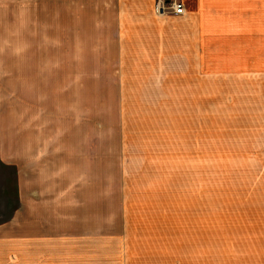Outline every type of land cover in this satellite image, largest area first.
<instances>
[{
  "label": "rangeland",
  "instance_id": "374dc122",
  "mask_svg": "<svg viewBox=\"0 0 264 264\" xmlns=\"http://www.w3.org/2000/svg\"><path fill=\"white\" fill-rule=\"evenodd\" d=\"M77 10L64 0H38V31L52 32L54 52L63 48L70 68L53 71L60 85L4 88L0 99V222L18 204L19 175L33 180L25 189L54 187L64 196L68 172L69 181L81 180L76 205L99 210L118 258L190 264L191 255L236 254L238 235L264 238V196L243 180L250 173L238 163L235 98L222 99L232 86L205 39L196 54H174L172 42L142 44L138 16L124 30L111 15L101 40L111 53L87 64L78 56ZM85 66L100 68L85 79L94 86L72 81Z\"/></svg>",
  "mask_w": 264,
  "mask_h": 264
},
{
  "label": "crops",
  "instance_id": "0c3cea01",
  "mask_svg": "<svg viewBox=\"0 0 264 264\" xmlns=\"http://www.w3.org/2000/svg\"><path fill=\"white\" fill-rule=\"evenodd\" d=\"M164 1L172 0H64L65 3H75L78 6L75 18L78 24L77 38L83 40L77 43L79 61L96 64L100 58H94L95 56L111 53L110 50L101 49L104 47L102 36H106L105 32L110 30L106 18L111 15L117 16L118 22L124 24V30L125 24L133 21L134 16H138L142 26V44L159 46L172 42L176 49L174 54H196L197 40L204 38L208 54L217 55L222 81L227 80L232 86L230 94L222 95V99L225 101L235 98L238 163L240 168H246L250 173L243 180L252 183L255 189L260 190L258 196L263 197L264 0H177L186 6V14L170 13L159 16L156 7ZM42 15H45L43 10ZM68 15L72 16V13ZM150 20L163 29L157 33L152 31ZM51 34V31H38V0H0L2 101L5 97L4 88L60 85L59 82H53V71H58L60 75L61 71L70 68H64L63 48L54 52ZM113 37L109 38L113 40ZM127 37L125 32L124 38ZM54 53L59 63L56 66ZM98 70L100 68L94 66L82 67L79 71L84 72L77 78H72V81H84L80 85L94 86V83L85 79L93 80ZM1 150L6 154L5 144H2ZM3 158L5 159L4 155ZM17 159L14 157L12 163L15 164ZM68 176L67 172L64 175V196L54 187L38 189L29 186L25 189L24 183L33 180L18 176V204L12 217L0 222V264L162 262L151 261L148 257L131 253L122 254L123 256L118 258V250H112V242L116 240L112 239L110 232L105 234L106 237L102 235L99 210L95 211L91 206L76 205L81 188L79 176L73 181H69ZM34 182L40 181L34 179ZM37 195L42 198L50 197L52 204L39 203L37 198L40 196ZM54 195L64 199V206L56 204L54 200L57 198ZM236 242V254L191 255L188 262L264 264V238H241L238 235ZM174 262L181 264L179 260Z\"/></svg>",
  "mask_w": 264,
  "mask_h": 264
},
{
  "label": "built area",
  "instance_id": "2783aa9c",
  "mask_svg": "<svg viewBox=\"0 0 264 264\" xmlns=\"http://www.w3.org/2000/svg\"><path fill=\"white\" fill-rule=\"evenodd\" d=\"M168 10H171L173 14L184 15L186 14V7L181 1L169 2L167 5L159 3L156 7L157 12L166 13Z\"/></svg>",
  "mask_w": 264,
  "mask_h": 264
}]
</instances>
